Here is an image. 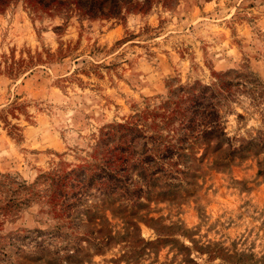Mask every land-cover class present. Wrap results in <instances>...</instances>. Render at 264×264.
<instances>
[{"label":"rangeland","instance_id":"rangeland-1","mask_svg":"<svg viewBox=\"0 0 264 264\" xmlns=\"http://www.w3.org/2000/svg\"><path fill=\"white\" fill-rule=\"evenodd\" d=\"M76 1L0 0V264H264V0Z\"/></svg>","mask_w":264,"mask_h":264},{"label":"trees","instance_id":"trees-1","mask_svg":"<svg viewBox=\"0 0 264 264\" xmlns=\"http://www.w3.org/2000/svg\"><path fill=\"white\" fill-rule=\"evenodd\" d=\"M122 0H77V6L83 14L89 17H96L99 15L116 16L120 13L119 2ZM206 100V103L196 99L191 108L195 116L189 121L193 124H187V131L190 133L197 131L196 138H202L205 142L214 141L215 148H219L223 143L227 144L228 153L226 156L242 155L243 151L247 148V145L240 144L237 147H233L231 138L224 130V126L220 123L219 114L213 104V102ZM198 120L203 124H198ZM186 132V131H185ZM187 133H185V136ZM186 137H183L185 141ZM264 147V146H263ZM173 149L167 148L162 153L161 158L170 157L173 153Z\"/></svg>","mask_w":264,"mask_h":264}]
</instances>
